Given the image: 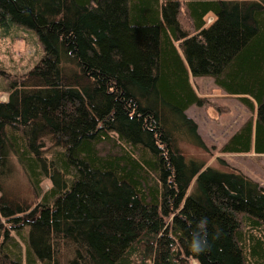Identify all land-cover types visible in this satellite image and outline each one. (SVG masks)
I'll use <instances>...</instances> for the list:
<instances>
[{"label": "trees", "instance_id": "obj_1", "mask_svg": "<svg viewBox=\"0 0 264 264\" xmlns=\"http://www.w3.org/2000/svg\"><path fill=\"white\" fill-rule=\"evenodd\" d=\"M16 28L42 57L0 102V264H191L201 217L200 264H264V188L185 115L212 78L251 112L218 153L264 156V0H0Z\"/></svg>", "mask_w": 264, "mask_h": 264}, {"label": "rangeland", "instance_id": "obj_2", "mask_svg": "<svg viewBox=\"0 0 264 264\" xmlns=\"http://www.w3.org/2000/svg\"><path fill=\"white\" fill-rule=\"evenodd\" d=\"M180 19L187 27L184 14L181 15ZM205 20L206 24H211L214 17L208 15ZM41 57L42 48L34 32L16 28L7 36V34L0 31V102H6L8 99L6 89L9 80L6 78L24 75L40 61ZM189 82L196 94L205 102V105L201 107L191 106L185 111V115L195 122L198 135L207 145L209 153H211V155H204L207 159L206 166H217L219 158L244 175L250 174V176H255L259 182L264 183L263 156L218 153L222 145L249 118L251 112L236 97L220 90L212 78H194L190 76ZM182 146L191 154H201L184 144ZM11 182L13 192L21 194L25 191V181L20 172L16 173ZM42 185L43 191L50 188V183L47 180H44ZM7 228H10V226H7Z\"/></svg>", "mask_w": 264, "mask_h": 264}, {"label": "clouds", "instance_id": "obj_3", "mask_svg": "<svg viewBox=\"0 0 264 264\" xmlns=\"http://www.w3.org/2000/svg\"><path fill=\"white\" fill-rule=\"evenodd\" d=\"M190 227H192V231L190 233L189 248L193 254L191 264H200V261L195 257L210 251L212 247V243L209 241L207 217H201L195 222L194 227L191 225ZM220 235L221 233L217 231L213 234L212 240H218Z\"/></svg>", "mask_w": 264, "mask_h": 264}, {"label": "crops", "instance_id": "obj_4", "mask_svg": "<svg viewBox=\"0 0 264 264\" xmlns=\"http://www.w3.org/2000/svg\"><path fill=\"white\" fill-rule=\"evenodd\" d=\"M263 157H264V156H263ZM263 163H264V159H263ZM263 171H264V165H263ZM247 177L253 179V180L256 181V182H258V183L264 188V183L259 182V181L255 178V176H250V174H248Z\"/></svg>", "mask_w": 264, "mask_h": 264}]
</instances>
